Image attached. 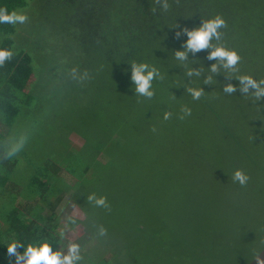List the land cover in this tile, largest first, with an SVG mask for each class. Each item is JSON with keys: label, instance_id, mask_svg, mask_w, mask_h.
Segmentation results:
<instances>
[{"label": "rangeland", "instance_id": "rangeland-1", "mask_svg": "<svg viewBox=\"0 0 264 264\" xmlns=\"http://www.w3.org/2000/svg\"><path fill=\"white\" fill-rule=\"evenodd\" d=\"M28 8L18 10L27 14L28 21L17 24V30L23 28L27 32L20 31L19 37L27 39L29 31H37L35 21L41 17L36 4ZM53 25L45 24L40 36L50 29L57 31L54 37L58 38L60 28L58 23ZM250 37L253 40L248 43L231 37L223 41L242 58L238 73L223 69L218 75L211 73L209 68L217 61L207 59L208 50L196 53L183 64L173 55L167 69H159L163 80L153 81L155 96L151 100L142 96L130 100L136 104L132 108H138L136 115L141 111L145 114L148 106L153 107L163 126L149 128L137 120L134 125V133L141 127L146 130L145 136H151L143 148V154L151 161L139 165L131 156V160L116 162L114 154L105 151L102 157L101 151L89 162L88 170L83 171V164L74 165L79 178L61 170L60 176L68 180L71 188L52 212L47 206L41 211L61 237L56 251L61 247L66 251L69 242L78 243L85 264H257L258 256L264 260V100L257 101L251 93L223 92V86L229 82L239 88L236 78L240 75H250L257 81L264 79V38L255 34ZM186 41V35H181L172 47L173 52L184 50L182 45ZM40 44L44 56H39L37 46L29 51L22 46L31 54L33 67L42 69L43 80L37 81L41 85L39 109L14 128L15 134L29 136L21 152L27 153L35 164L44 158L54 160L57 147L61 153H67L61 137L70 147H80L83 139L74 129L81 133L85 130L77 117L88 99L93 110L100 109L98 121L93 120L99 125L102 121L103 68L86 63L88 57L81 54L79 45L68 50V44L61 43V50L56 53L58 61H52V45L42 41ZM59 44L58 41L56 46L60 47ZM73 68L80 73L87 70L90 78L79 83L70 76L60 83ZM191 68L200 69L201 76L188 77L186 71ZM207 76L212 77L209 85L204 84ZM68 80L74 84L72 90L66 84ZM161 84L166 93L157 88ZM62 86L66 89L48 102ZM188 87L203 88L204 95L193 100L185 90ZM80 89L89 91L88 95ZM184 106L192 114L180 120ZM123 110L122 101H118L111 112L122 114ZM165 111L172 113L171 119H163ZM69 113L72 120L68 121ZM90 117H95V113L91 111L86 121ZM69 122L73 123L69 128L73 130L67 133ZM94 139L90 143L100 141L99 137ZM102 159H110L108 166L102 165ZM237 169L250 177L246 187L231 180ZM29 173L30 168L23 161L17 166L15 177L19 180L21 174L27 177ZM51 189H65L64 183ZM92 193L106 196L111 211L87 203L86 197ZM17 202L31 213L37 206L35 199L23 200L18 196ZM100 225L107 229L104 237L97 234Z\"/></svg>", "mask_w": 264, "mask_h": 264}, {"label": "trees", "instance_id": "trees-1", "mask_svg": "<svg viewBox=\"0 0 264 264\" xmlns=\"http://www.w3.org/2000/svg\"><path fill=\"white\" fill-rule=\"evenodd\" d=\"M168 3L170 7L165 12L155 0H0V7H6L9 12L36 4L41 16L35 21L36 36L29 31L28 39L19 37L21 32H27L23 28L21 32L17 30V24H0V48L15 53L11 61L0 67V142L15 133L14 128L18 123L21 124L20 121L29 120L39 109L41 85L37 81L43 80L42 69L33 67L31 54L22 46L28 51L37 46L40 49L39 56H44L40 41L42 44L50 43L52 61H58L56 53L61 50V43H67L68 50L74 44L79 45L81 54L88 57L86 63L103 68L102 121L99 125L93 120L98 121L100 109L93 110L94 106L88 99L77 117L84 123L85 130L81 133L74 129L82 136L80 147H70L68 141L61 137L60 140L67 145V153H61L57 147L54 160L44 158L35 164L24 152L11 160L0 159V264H9L6 243L13 239L26 246L31 241L47 238L52 243L53 251H56L61 237L56 234L54 225L46 222L41 211L47 206L52 212L60 204L62 195L71 188L68 180L60 176L61 170L79 178L81 176L75 174L74 165L83 164V171L88 170L89 162L101 151L102 157H105V151L114 154L116 162L131 160V156L135 164L151 161L143 154V148L148 145L151 136H145L146 130L141 127L136 128L134 133V125L137 120L141 126L149 128L155 126L158 129L163 126L154 115L153 107L148 106L147 112L144 114L141 111L140 115H136L138 108H132L136 106L130 102L136 99L131 82L132 61L166 70L175 52L172 47L177 41L176 33L182 32L185 27H198L202 19H211L216 15L222 16L227 23L226 28L220 29L223 41L231 37L248 43L253 40L251 34L264 38V0H168ZM48 23L52 27L58 23L61 32L58 38L54 37L57 31L52 32L50 29H46L43 36H40ZM64 38L66 41L62 40ZM58 41L60 47L56 46ZM242 50L245 51L239 49ZM193 57L195 55L190 53L188 60ZM59 64H56L58 68L61 66ZM69 77L70 74L60 83ZM68 83L71 85L68 88L72 90V80H68ZM157 88L167 92L163 84ZM65 89L66 86L58 88L48 102H52V98ZM80 90L88 95L89 91ZM118 101H122L124 112L113 114L111 110H114ZM91 111L95 117L86 121L85 117L90 116ZM67 120H72L71 113ZM67 122L65 118L66 125ZM72 124L68 123L67 133L73 130L69 129ZM95 137H99L100 141L90 143ZM110 159L107 162L102 159V165L108 166ZM23 161L24 166L30 168V173L27 177L21 174L22 178L18 180L15 177L16 169ZM103 179L102 174V183ZM57 183H64L65 189L52 190ZM18 196L23 200L35 199L37 206L32 213L17 202ZM6 197L10 200L6 201ZM18 251L23 253L24 249L19 248ZM81 264H85L84 259Z\"/></svg>", "mask_w": 264, "mask_h": 264}, {"label": "clouds", "instance_id": "clouds-1", "mask_svg": "<svg viewBox=\"0 0 264 264\" xmlns=\"http://www.w3.org/2000/svg\"><path fill=\"white\" fill-rule=\"evenodd\" d=\"M156 4L166 12L170 5L168 0H155ZM155 12V9H152ZM29 17L26 13L11 11L6 7H0V24H25ZM227 23L220 15H216L211 19H202L200 26L193 29L187 27L182 29V32H177V39L181 35L188 37L187 41L183 43L182 48L184 50H177L174 52L175 59L182 64L189 59V54L195 55L202 50H208L209 55L207 59L209 61L215 60L217 63L212 64L209 68L211 73L220 74L221 69L225 72L238 73L240 71L238 65L241 62V56L235 49L227 47L223 43V33L220 29L226 28ZM215 41V42H213ZM15 53L10 49L0 48V67H3L6 62L13 59ZM131 68V82L134 85L135 96H142L148 100H151L155 96L153 89L154 80H163L158 68L148 63H138L132 61L130 63ZM188 77L201 76V70L194 68L186 71ZM70 76L73 80L83 83L88 80L89 73L85 70L83 73L79 72V69L73 68L70 71ZM229 80L231 76H226ZM239 81V88L232 83H226L223 86V92L228 95H232L237 91L243 95L251 93L257 101L264 100V79L257 81L250 75H240L236 78ZM212 83V77L207 76L204 84L209 85ZM193 98V100H200L204 95L203 88L188 87L185 89ZM254 90V91H251ZM181 113L178 118L184 120L187 116H191L192 110L187 106L181 108ZM172 118L170 111H165L163 115L164 120ZM153 132H156L155 127L152 128ZM29 136L25 133L13 134L6 138L3 142H0V159L11 160L16 157L27 145ZM250 177L242 170L237 169L231 176V180L234 183H239L241 187H246ZM87 203L92 204L95 207L106 209L111 211V206L108 203L106 196H97L92 193L86 197ZM72 223H75L72 220ZM94 227H97L94 225ZM98 236L104 237L107 235V229L102 225L98 226ZM7 254L9 257V264H81L84 257L81 254V246L78 243L69 242L66 246V251L61 247L58 251H53L52 243L47 238L35 240L29 242L26 246L23 242L13 239L6 243ZM19 248H23L21 253ZM14 258V261H13ZM257 264H264V260L257 257Z\"/></svg>", "mask_w": 264, "mask_h": 264}]
</instances>
